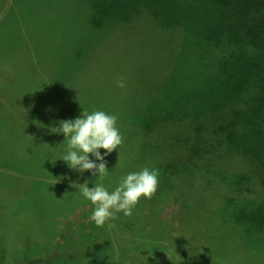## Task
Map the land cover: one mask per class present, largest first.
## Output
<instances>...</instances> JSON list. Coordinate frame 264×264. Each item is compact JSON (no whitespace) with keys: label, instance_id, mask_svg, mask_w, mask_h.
Masks as SVG:
<instances>
[{"label":"trees","instance_id":"trees-1","mask_svg":"<svg viewBox=\"0 0 264 264\" xmlns=\"http://www.w3.org/2000/svg\"><path fill=\"white\" fill-rule=\"evenodd\" d=\"M212 1L230 10L233 14L230 24H235L244 35L243 38L234 39L229 48V61L220 63L228 70H240L234 73V77L245 74L247 69L259 70L256 94L250 93L244 86L236 93L237 97L233 96L232 90L225 94H214L212 99L204 100L201 104H187L156 119L151 115L154 124L145 126L144 120L148 117L144 114L149 113V104L158 98L164 89L160 90V87L167 85V74L169 78L174 68V60L166 61L163 57H160V64H155L154 79L141 80L139 91L127 101H119L112 94L110 97L113 100L109 101L106 109L109 114L118 117L116 126L123 136V144L105 156L110 173L102 178L98 174L92 175L94 180L90 183L91 187L100 183L111 192L129 173L145 167L158 169L157 190L163 187V197L159 201L168 199L173 202L176 206L172 214L174 221L170 222L163 212V215L157 214V208L142 209L146 206L143 205L138 211L146 210L145 217H142V220H146L137 228L138 232L133 233L131 240L125 238L123 241L119 233L131 226V216H125L122 212L103 227H97L88 218L81 222L73 236L60 244L61 250L70 252V255L53 258L50 264H95L102 257L106 259L105 264H264V254L254 260L250 254L252 250L246 249L247 243L240 240L230 245L226 238L229 228L234 227L237 221L264 222V152L253 150L249 141H245L248 136L264 141V87L261 89L264 86V0ZM83 2L85 10L78 15V20L89 26L88 17L92 13L88 10V0ZM149 11L148 5L142 4L134 16L118 22L115 32L95 49L91 59L98 56L101 50L108 56L119 57L121 53L112 54L118 50L113 46L110 48L107 42L120 38L117 44H124L135 26H152ZM6 12H1L4 13L1 23L7 20L9 11ZM15 14L17 21L22 20L25 42L17 56L14 52L0 51V94L7 95V99L0 97V122L7 120L10 124L6 122L7 127L11 126L12 129L6 130L9 132L7 136L22 143L20 147L24 156L19 161L18 169H27L26 165L37 161L39 165H47L48 169L53 170L55 167L50 166L49 161L33 157L29 159L25 155L33 150L31 146L34 143L45 150H53L52 155L58 153L56 141L59 138L56 134L53 136L49 120L44 118L43 113L34 110L33 103L36 98L46 96L49 88L55 86L60 98L55 100L52 117L54 128H58V120H67L64 119L67 104L74 100L76 107H79L83 101L80 91L73 99L72 91L68 90V78L74 72L77 82L83 78L85 67L81 66V61H72L64 70V82L63 76L57 81V76L63 71L56 66L54 58L49 57V50L41 48L49 40L43 39V23L50 21L54 24L58 20L53 15L54 10L47 19L34 15L36 20L29 25L25 24L22 12ZM93 17L100 18L101 15L94 14ZM71 19H76V16L70 12L64 22L66 27L59 35L66 43ZM1 23L0 27L4 26ZM55 33V30H51L52 38ZM67 50L71 53L68 44L66 54ZM42 61H50L52 65L48 62L49 69L46 70ZM146 73L149 74L148 71ZM25 89L28 92L23 93ZM64 91L65 94H61ZM100 152L104 155L105 150L100 149ZM89 158L95 160L91 154ZM51 161L56 166L55 159ZM57 169L53 172L62 174ZM195 171L199 173L198 178L207 181L205 185L209 191L204 196L197 195L202 185L188 182ZM80 173L78 171L76 174L79 179L84 176ZM58 181L63 179L58 178ZM88 203L91 204L90 201ZM93 208L90 209L93 211ZM226 213L233 219L230 227L216 223V218ZM91 214L88 211L86 215L90 217ZM246 229L250 228L247 226ZM20 252L24 254L27 251L18 248L17 254ZM28 252L38 251L29 249ZM46 260L35 259L30 264H45Z\"/></svg>","mask_w":264,"mask_h":264},{"label":"rangeland","instance_id":"rangeland-1","mask_svg":"<svg viewBox=\"0 0 264 264\" xmlns=\"http://www.w3.org/2000/svg\"><path fill=\"white\" fill-rule=\"evenodd\" d=\"M142 4L149 7L152 26H135L124 40V44H117L116 41H120V38L107 42L110 48L113 46L118 50L112 54L121 53L119 57L108 56L101 50L98 56L91 59L95 49L115 32L118 22L130 19ZM97 8L98 11H93ZM4 10L9 13L7 20L1 23L4 14L1 12ZM53 10V15L58 20L54 24L49 23L50 21L43 23V39L49 40L45 41L41 48L49 50V57L56 61L57 65H54L63 71L57 76V81L63 76L64 82V70L72 61H81V66L85 67L83 78L77 82L74 72L72 76L69 75L68 90L72 91L73 99L76 92L80 91L83 101L79 107H76L74 100L67 104L64 119L74 120L82 115L83 110L89 113L95 110L108 113L106 105L113 100L110 97L112 94L116 95L119 101H127L139 91L141 80L147 78L150 81V77L154 79L153 70L155 64H160V57L166 61L174 60V68L169 78L167 74V85L160 87V90L164 89L160 91L158 98L149 104V109L147 108L149 113L144 114L148 117L144 120L145 126L154 124L152 118H159L161 114L170 113L187 104H201L204 100L212 99L214 94H225L232 90L233 96L237 97L236 93H239L240 87L243 86L250 93L256 94L255 84L259 70L247 69L245 74L234 77V73L240 70H228L220 63L229 61V48L234 39L243 38L244 35L235 24H230L233 15L230 10L217 6L212 0H88V10L92 13L88 17L89 26L78 20V15L85 10L83 0H0V23L4 24L0 27V51L14 52L16 56L18 52H22L21 48L25 42L22 20H16L15 12H22L25 24L29 25L36 20L34 15L41 16L39 19H47ZM70 12L76 19H71L66 43L59 35H62V28L66 27L64 22ZM94 14H100L101 17H93ZM51 30L56 32L53 38ZM67 44L71 53L67 50L66 54ZM50 61V64L42 61L46 70L52 65ZM120 77L124 78V88L117 86ZM51 88L48 96L42 97L34 105L45 114L44 118L49 120V124L54 128L53 109L55 100H59L60 96L55 86ZM22 91L28 92L26 89ZM63 93L65 94V91L61 94ZM0 97L2 100L7 99L5 93L0 94ZM6 122L7 120L0 122V264H30L35 259H47L45 264H50L53 258L70 255V252L61 250L60 244L73 236L82 221L90 219L86 214L88 211L92 212L90 208L93 205L80 194L79 188L85 181H88V187L92 188L90 183L94 178L90 171H85L80 173L84 176L79 179L76 177L78 171L69 168L68 164L60 159L66 154L63 144L65 137L63 133H54L53 129V136L56 134L59 138L56 141V155H52L53 150L40 148L38 143H34L31 146L33 150L25 155L29 156V159L33 157L49 161L50 166L58 168L62 174L53 172L55 168L52 170L48 169L47 165H39L37 161L26 165L27 169H18L19 161L24 156L20 147L22 143L14 141L10 135L7 136L9 132L6 130L12 129L11 126L7 127L9 122ZM247 140L253 150L264 152V141H258L252 136L246 137L245 141ZM53 159L56 166L51 161ZM196 172L198 171L189 177L188 182L202 185L197 195L204 196L209 191L205 185L207 181L202 177L198 178L199 173ZM58 178L63 181H58ZM162 191L161 186L152 199H140L133 209L129 221L131 226L119 233L123 241L125 238L131 240L133 233L138 232L137 228L146 220H142L146 210L138 211L143 205L146 206L142 209L157 208V214L163 212L170 222L174 221L172 214L176 206L168 199L159 201L163 197ZM120 213L122 212L116 213V218L122 215ZM230 218L229 213L221 214L216 218V223L230 227L229 224L233 223ZM247 226L249 230L246 229ZM226 238L230 245H235L240 240L247 243L246 249L252 250L250 254L254 260L264 254V222L247 219L237 221L234 227L229 228ZM18 248L27 252L17 254ZM29 249H36L38 252L29 253ZM105 263L106 259L103 257L95 262Z\"/></svg>","mask_w":264,"mask_h":264},{"label":"clouds","instance_id":"clouds-1","mask_svg":"<svg viewBox=\"0 0 264 264\" xmlns=\"http://www.w3.org/2000/svg\"><path fill=\"white\" fill-rule=\"evenodd\" d=\"M117 86L125 87L123 77L118 79ZM117 119L116 115L102 110L91 113L83 110L82 115L74 120L60 121L58 128H52L54 133H63L65 137L63 144L66 154L60 159L69 168L81 173L90 171L101 178L108 176L110 172L105 156L123 144V136L116 126ZM100 149L105 150L104 155H101ZM89 154L95 160L90 159ZM158 177V169L145 167L127 174L111 192L100 183L89 188L88 181H85L80 185L79 192L94 206L90 220L97 227H103L108 221L116 219V213L131 216L141 198L150 200L156 194Z\"/></svg>","mask_w":264,"mask_h":264},{"label":"crops","instance_id":"crops-1","mask_svg":"<svg viewBox=\"0 0 264 264\" xmlns=\"http://www.w3.org/2000/svg\"><path fill=\"white\" fill-rule=\"evenodd\" d=\"M44 97H45V96H44ZM40 99H42V97H38V98H36L35 102L39 101ZM35 102H34V103H35ZM34 103H33V104H34ZM33 106H34V107H33L34 110H36L37 112L43 113V112L39 111V110L35 107V105H33ZM44 115H45V114H44Z\"/></svg>","mask_w":264,"mask_h":264}]
</instances>
